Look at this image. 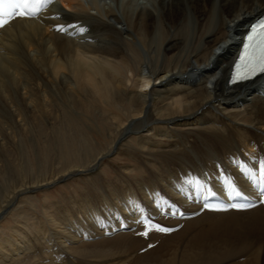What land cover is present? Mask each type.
Here are the masks:
<instances>
[{
  "label": "bare ground",
  "instance_id": "bare-ground-1",
  "mask_svg": "<svg viewBox=\"0 0 264 264\" xmlns=\"http://www.w3.org/2000/svg\"><path fill=\"white\" fill-rule=\"evenodd\" d=\"M263 11L264 0H57L0 29V264H264L263 206L178 217L229 181L258 190L264 78L227 81ZM100 98L114 102L94 114L109 124L105 149L78 165L73 137L62 134L60 159L69 149L70 163L26 174L18 134L30 135L32 121L53 129ZM123 150L140 158L141 173L126 165L104 181L105 159ZM72 177L81 191L37 212L35 191ZM163 200L175 215L157 207ZM143 215L180 227L161 232Z\"/></svg>",
  "mask_w": 264,
  "mask_h": 264
},
{
  "label": "rangeland",
  "instance_id": "rangeland-1",
  "mask_svg": "<svg viewBox=\"0 0 264 264\" xmlns=\"http://www.w3.org/2000/svg\"><path fill=\"white\" fill-rule=\"evenodd\" d=\"M38 88L39 87H37V89ZM102 99L103 98H100L96 101L89 102L91 104H89L88 102H86L87 104L84 103V107L82 108V113H84V115L78 116L76 114H70L64 119H61L59 121V124H57L53 129H49L47 126L46 129L44 126L38 127L37 123L32 121L31 125L33 126V128L30 135H27L24 132H20L17 136L21 149V156L19 161L24 164L25 173L32 176L33 178L37 175H49L58 161L61 163L62 168L70 163L71 159L67 158L69 157V149L67 150V152L64 151V154H66V157H64L65 159H60L61 150L59 143L61 142L62 134L63 136H66L65 139H68L67 137H73L74 148L72 149H75L77 155L76 164L78 165H81L85 159L88 160L90 155H96L101 150H104L106 144L111 141L108 138L107 133L109 124L106 121V117L97 116V118L94 116V114L97 111L113 110L112 104H114V102L112 99L108 98L106 101L109 102L106 104L102 101ZM87 116L89 118H87ZM66 129L70 131V135L66 133ZM31 138L34 140L35 144L31 142ZM121 152L105 159L101 168V172L103 173L102 178L104 181L114 180L119 169L126 165L133 167V172L131 174L132 177L138 176L141 173L140 170H138L140 169V165L138 166L140 158H138L136 154L131 153V151L123 150V152ZM66 159L68 160V163ZM8 166L10 175L9 177L13 179L18 178L17 165L12 161H8ZM59 169L60 168L58 167L57 170ZM79 179L80 178L72 177L71 179L57 183L48 188L36 190L34 193V197L36 198L33 199L32 202L37 205V212H40L41 206L43 204H50L53 201L60 199L63 194L70 195L73 193V195H77L83 187ZM43 198L46 199L45 202L43 201ZM10 223L11 221L9 217H6L3 220L2 227L4 228V231H6V229L11 225Z\"/></svg>",
  "mask_w": 264,
  "mask_h": 264
},
{
  "label": "snow or ice",
  "instance_id": "snow-or-ice-1",
  "mask_svg": "<svg viewBox=\"0 0 264 264\" xmlns=\"http://www.w3.org/2000/svg\"><path fill=\"white\" fill-rule=\"evenodd\" d=\"M52 0H0V29L4 28L7 24L10 23V18L20 17V18H33L36 16L39 11H41L47 4L51 3ZM63 25L60 26L58 30H62ZM260 31H257L256 28L253 29V33L248 36V43L245 45L244 55L240 58L239 64L237 65V74L239 80H247L251 76L256 75L257 73H264V23L260 26ZM241 70H244L243 75H239ZM233 82H236L234 80ZM238 163V162H237ZM262 167H264V161H261ZM242 171L248 176L255 175L252 173L251 169H248L247 166H241ZM188 184H192L193 181H186ZM200 184V188H204V183L197 181ZM260 195L264 196V171L260 172ZM227 195L229 199H234L240 197L241 199H246L244 193L240 191L231 181L227 182L225 185ZM209 196L214 197L215 192H209ZM162 205H168L170 209V214L175 215V212H171V205L167 200L161 201L157 207ZM248 204H232L231 207H249ZM204 207H209L206 203ZM158 231L169 232L171 231L168 228L158 226ZM148 233L145 232L144 235Z\"/></svg>",
  "mask_w": 264,
  "mask_h": 264
}]
</instances>
